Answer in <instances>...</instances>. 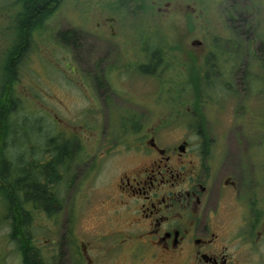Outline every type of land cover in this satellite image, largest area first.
<instances>
[{"label": "flooded vegetation", "instance_id": "obj_1", "mask_svg": "<svg viewBox=\"0 0 264 264\" xmlns=\"http://www.w3.org/2000/svg\"><path fill=\"white\" fill-rule=\"evenodd\" d=\"M155 2L151 1L158 14L171 9L168 2L164 8ZM178 12L183 18H197L189 5L181 6ZM114 22L106 19L103 26L113 30ZM16 28L21 37L12 52L3 53L6 65L17 61L15 74L22 61L29 58L34 45L27 35L35 30L24 28L22 22H16ZM218 52L226 64L229 55ZM163 59L160 63L164 64ZM149 61L150 56L138 74H147ZM159 61L153 71L163 75L169 69L158 65ZM180 62L176 66L183 73L192 66L187 62L183 68ZM210 71L201 70L206 75ZM11 76L4 78L6 92L5 80ZM160 88L156 92L158 100L146 96L144 106L133 104V111L123 117L132 116L134 122L119 125L117 130L115 121L114 132H109V107L104 133L99 132L98 122L94 124L97 127L82 122L75 126L72 120L57 118L45 107L47 117L56 119L62 132L53 131L37 142L24 139L18 159V163L28 161L24 165L11 167L3 158L7 143L5 133H1L4 167L0 190L7 202L4 214L12 216V223L19 222L21 245L24 222L29 218L38 221L36 235L42 230L56 232L55 238L43 239L33 247L35 264H41V253L47 246L49 264L59 257L60 263L68 257L67 264H264L260 253L264 192L250 186L243 157L236 158L234 164L228 163L224 152L217 158L220 143L216 141L220 139L211 140L204 129L200 130L203 120L195 118L194 111L198 102L186 103L180 100L182 94L178 100H169L168 88ZM101 104L108 105L106 101ZM89 105L90 101L86 102L84 112L89 113ZM27 120L19 119L18 125ZM38 128L42 130V124ZM24 142L35 149L27 150ZM58 153L63 155L59 161ZM11 168L20 175L10 182ZM32 176L34 180H30ZM232 210L239 211L237 216L231 215ZM44 220H54L55 225L42 227Z\"/></svg>", "mask_w": 264, "mask_h": 264}, {"label": "rangeland", "instance_id": "obj_2", "mask_svg": "<svg viewBox=\"0 0 264 264\" xmlns=\"http://www.w3.org/2000/svg\"><path fill=\"white\" fill-rule=\"evenodd\" d=\"M115 1L61 0L54 13L27 35L34 46L29 50V58L18 66L15 82L8 83L9 91L5 92L1 87L6 86L4 78L8 74L3 53L11 50L20 37L16 28L20 5L18 0H0V99H12L16 105L9 120L4 119L6 130L1 129L7 143L3 158L11 167L23 162L24 165L28 161L18 163L24 139L37 142L53 131L62 132L61 124L47 117L45 107L55 112L57 118L72 120L75 126L82 122L97 127L94 124L98 122L100 133L105 132V112L109 107V132H114L115 121L117 130L119 125L134 122L132 116L123 117L133 111V104L144 106L147 97L158 100L156 92L165 86L169 100H178L182 94L180 100L198 102L194 111L195 118L203 120L200 130L204 129L211 140L220 139L216 141L220 143L217 158L224 152L228 163L234 164L236 158L243 157L250 186L264 192V0H164L158 5L164 8L163 4L168 2L171 9L163 14H156V7L149 6L150 0H144L143 8H136L135 2L117 0L118 6L130 7L131 12L115 7ZM185 5L194 9L197 18H183L178 10ZM108 17L115 18L114 31L103 26ZM65 32L68 33L63 36ZM195 41H201V46ZM209 42L213 43L208 45ZM217 50L229 55L226 64ZM149 56L147 74H138ZM161 58L164 64L160 63ZM157 59L158 65L169 69L163 75L153 71ZM179 60L180 65L184 63L183 68L187 62L195 67L190 72V66L183 73L176 66ZM66 62L76 73L66 68ZM197 68L212 71L206 75ZM97 82L100 87H90ZM105 101L108 105L101 104ZM94 103L99 104L98 109ZM96 117L101 119L95 120ZM21 118L28 120L18 125ZM24 144L27 150L35 149L30 143ZM35 160L39 157L35 156ZM11 171L9 181L20 175L17 176L16 169ZM6 203L0 190V264H22L17 243L10 238L12 216L4 214ZM25 208L28 209L26 204ZM260 210L263 228L264 204ZM236 213L239 211L232 210L231 215L237 216ZM29 220L24 228L32 247L43 243V239L55 238L56 232L49 230L36 235L38 221ZM60 222L59 219L57 227ZM54 225V220L41 222L42 227ZM261 242L264 258V239ZM48 247L41 253V264H49ZM67 260L63 257L60 263L59 257L52 264H67Z\"/></svg>", "mask_w": 264, "mask_h": 264}, {"label": "trees", "instance_id": "obj_3", "mask_svg": "<svg viewBox=\"0 0 264 264\" xmlns=\"http://www.w3.org/2000/svg\"><path fill=\"white\" fill-rule=\"evenodd\" d=\"M61 0H18L20 5V11L17 13V22L24 23V28H36L40 27L41 24L45 22V20L54 13V11L58 8ZM129 3V0H128ZM64 34V35H63ZM63 36H66L63 33ZM21 37V35H20ZM11 52V51H10ZM17 62V61H16ZM15 61H10L9 65L5 66V70L14 76V67ZM6 92V91H5ZM10 99H0V106L3 105V108L0 107V135L2 132V128L6 127L5 117H8L14 110H16L15 101L9 102ZM3 129V130H4ZM62 154L58 153V161L62 158ZM59 163V162H58ZM35 176H32L30 180H34ZM27 221V220H26ZM24 222L26 225L28 222ZM24 225V226H25ZM27 228V227H26ZM27 229L24 228L23 234V245H21V238L18 236L21 231V226L18 221H14L12 223V231L10 233V238L17 243L18 249L20 250L22 257V264H35V255L33 251V247L30 245V237L25 236L27 233Z\"/></svg>", "mask_w": 264, "mask_h": 264}]
</instances>
